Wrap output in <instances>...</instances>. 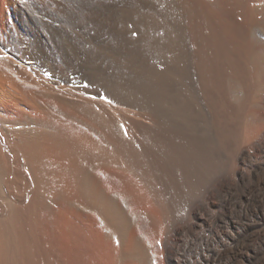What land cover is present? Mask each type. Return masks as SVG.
Masks as SVG:
<instances>
[{"label":"bare ground","instance_id":"bare-ground-1","mask_svg":"<svg viewBox=\"0 0 264 264\" xmlns=\"http://www.w3.org/2000/svg\"><path fill=\"white\" fill-rule=\"evenodd\" d=\"M264 264V0H0V264Z\"/></svg>","mask_w":264,"mask_h":264},{"label":"rangeland","instance_id":"rangeland-1","mask_svg":"<svg viewBox=\"0 0 264 264\" xmlns=\"http://www.w3.org/2000/svg\"><path fill=\"white\" fill-rule=\"evenodd\" d=\"M156 264H162L161 260H157Z\"/></svg>","mask_w":264,"mask_h":264}]
</instances>
